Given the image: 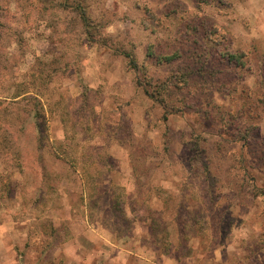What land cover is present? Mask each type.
<instances>
[{
  "label": "rangeland",
  "instance_id": "obj_1",
  "mask_svg": "<svg viewBox=\"0 0 264 264\" xmlns=\"http://www.w3.org/2000/svg\"><path fill=\"white\" fill-rule=\"evenodd\" d=\"M220 3L198 9L194 0H0V264H65L71 250L57 244L70 219L82 228L86 219L113 240L125 237L146 211L162 209L153 196L161 188L172 192L171 213L185 190L189 212L200 213L186 226L192 260L208 264L216 251L219 264H264V119L253 122L247 141V117H230L225 131L213 120L222 107L235 110L239 94L248 100L246 94L263 92L264 0ZM146 8L161 18L171 12L157 33L144 28ZM192 12L222 29L221 46L199 36L202 47L188 41V25L204 32ZM216 48L245 52L249 61L226 69L239 77L226 88L210 83L194 96L184 90L192 105L213 111L210 119L173 93L166 106L175 111L164 121V107L140 84L145 70H132L125 57L132 53L158 79L171 77L179 63L159 69L151 52L181 49L180 64H188ZM33 108L40 109L37 124L28 120ZM210 183L216 203L205 207ZM214 218L212 228L221 220L226 231L206 241ZM55 223L65 232L55 236ZM170 230L178 256V235Z\"/></svg>",
  "mask_w": 264,
  "mask_h": 264
},
{
  "label": "trees",
  "instance_id": "obj_2",
  "mask_svg": "<svg viewBox=\"0 0 264 264\" xmlns=\"http://www.w3.org/2000/svg\"><path fill=\"white\" fill-rule=\"evenodd\" d=\"M194 1L195 4L197 3L196 6L198 9L200 5L207 3L214 4L215 6L217 4L221 5L220 0L219 2H217V0H194ZM184 10H185L184 6L181 7V11ZM144 11H145L144 13L145 17H149V19L147 18L149 22L146 23L145 21L143 24L144 28L149 29L150 27L151 29L150 31H152V33H157V31L163 26L164 21L171 14V12H165L164 18L163 17L161 18V15L152 14L148 8L144 9ZM196 15L198 22L202 26L204 32L199 33L200 30H197L195 32L193 29H191V26L188 25L187 34H186L188 41L191 42L194 47H199V46L202 47L204 43L201 40L205 41L206 39L207 40L212 39L213 44L221 46L222 37L224 38L225 36V33L221 32L222 29L218 25L214 24L213 22L211 23L208 19L204 18L205 15L207 14L203 16L200 15V13L195 14L194 12H192L190 16H196ZM182 19H184V17H182ZM83 21L85 25H88V23H86V19L84 15H83ZM205 30L206 31L208 30L207 33L205 32ZM198 36L201 37V40L198 38ZM189 54L190 56H192L195 55V52L193 54L189 52ZM201 55H203V57L204 56L206 57L202 59V58H197V56L195 55V58L191 60L188 64L186 63L187 64L186 65V64H180L181 60L184 58V52L181 49L175 51L173 54H169V55L163 54L159 56H157L154 52H151L149 57L154 58L155 61H153L154 62L153 65H155V67L159 69L163 68L164 66L166 67L167 65H174V63H179L175 66V68L171 69L170 72L171 73L174 72L171 77L165 75L163 78L160 77L156 79L154 77H148V73H149L148 71L150 67L145 65L140 66L132 53L125 52V57L128 60L129 68L137 72L141 70L142 71L145 70V72H141V77H143V79L142 81H140V84L143 86L144 91L148 96L151 95V97L155 99V101H158L164 107V112H165L163 116L164 121H168L169 115L172 114L173 111H175V110H168L166 106L167 105L166 103H169L170 100L173 101L172 98H170V100L168 99L171 96L173 97L172 95L173 93H175V96H177V94L180 93V95L178 96L179 100H176V102L182 101L183 99V101L184 100L186 101L185 103L187 104V107L191 111L193 112L197 111L199 114H202L204 119H206V117L210 119V117H212L211 115H213V111L211 113H208L207 111H203L201 109V106L198 107L197 105L196 106L192 105V103L196 102V100L189 102V97H187V95L184 94L185 93L184 90L188 89L187 94L194 96V91H196L199 86L202 88L204 87L207 88L210 83L213 85H218L219 87L226 88L231 82L239 80V77L238 78L233 77L232 75H230V73L226 71V69H234V68L237 70L244 69L249 61V59L246 58L247 55L245 52H236V53L229 51L224 52V50L220 48L219 49L216 48L211 53L209 52V50H207V52L205 53L202 52ZM208 58L210 59L209 62L206 61ZM182 66L185 67L186 69H191V70L185 72ZM150 88H157L158 89L156 92L157 95L155 94V92H151ZM263 88H264V80H263ZM262 90H263L262 93L261 91H259L256 92V94L253 93L246 94L247 97L249 98L248 100H246L243 96L239 94L238 98H236L233 102V104L235 105V110L222 107L220 108V110L222 112L224 111V113L222 114V112H220L221 114L218 116V118L213 120L219 123L221 125V129L224 131L228 126V121H230V117L236 118L237 115H240L241 118L240 120H242L243 117H247L251 125L253 124V122H255V120L263 121L264 89ZM243 92L244 91H241L242 94ZM238 109H240V111L242 112L241 114L240 112L234 113ZM39 111L40 109L33 108L28 113V120L29 119H30L29 121H32L33 119L37 120L40 116ZM179 111H183V110H179ZM193 121L196 122L197 120L195 119ZM34 124H37V121H35ZM253 126L255 125H252V127L248 129L247 133L244 134L245 136H242V139L244 141H247L251 131L255 128ZM221 135L224 136V133ZM205 167L206 170L204 172L206 173V175L209 174L211 176V172H209V162H207ZM211 186L212 185L210 183L208 186L209 193H211L213 196L206 198L205 207H208L209 201L212 203H216V200L214 202L215 191L213 188H211ZM149 191L151 193L154 190L153 191L149 190ZM261 191L262 192H260V195L264 197V190ZM168 194H172V192H170L165 188H161L157 194L153 195V196L156 195L155 197L159 198L162 201L163 207L159 212L156 211L152 212L150 210L146 211L148 216L145 218V220H143L144 223L147 225V229H148V238L146 239V241L148 242V244H150V246L155 248V250L160 249L163 254L172 255L171 250L173 248L172 246L173 242L171 240L172 232L170 229L173 228L174 229L173 231L177 233L178 235L177 239H179L180 242L178 244L179 253H177L179 258L182 259L183 256H187L191 258V255L188 253L191 252L193 248L191 247L188 248V246L184 245V240L187 238L186 226L189 223L193 225L196 224V221L199 222V218H197V216L200 213L194 211L189 212L188 209L192 205H185V201L192 198L189 190H185L184 192H182V194L178 195L179 203L175 205V207H172L174 208V210L173 213H171L172 209H171V204H169L170 201L169 199L173 198V196H168ZM219 222L220 225L218 226V230H216L215 227L212 228V226H215L214 224L216 223L215 218L210 219L211 226L209 228V232H208L209 236L206 241H210V240L212 241L213 239L215 241L218 239L220 240V237L217 236L218 232H220L221 234L224 233L226 231V226L225 223L222 222L221 220H219ZM211 230L213 231L212 233ZM223 237H224L223 240H226V236L223 235ZM150 238L152 239L151 243H153L154 245L150 243L151 241ZM206 248L207 247L205 246V249Z\"/></svg>",
  "mask_w": 264,
  "mask_h": 264
},
{
  "label": "crops",
  "instance_id": "obj_3",
  "mask_svg": "<svg viewBox=\"0 0 264 264\" xmlns=\"http://www.w3.org/2000/svg\"><path fill=\"white\" fill-rule=\"evenodd\" d=\"M70 220L72 223L68 224L67 222ZM70 220L67 222L64 220L61 223L68 225L67 237H63L64 242L57 244V250L64 249L66 246L67 250H71V257L65 264H201L191 258L181 260L178 256L156 252L146 241L148 229L145 223H136L128 235L113 240L115 234L107 230H100L99 226H91L86 219H83V228L78 224L79 222L73 225L76 220ZM59 225L54 224L55 230H57L55 236L57 233L65 232L59 231ZM69 225H71V229ZM76 225H79L78 232L75 230ZM63 246L65 247L63 248ZM3 247L6 245L3 244ZM215 253L217 256L212 258L208 264L222 262V257L216 251ZM59 255L57 252V256ZM39 256L37 255L36 258L39 259Z\"/></svg>",
  "mask_w": 264,
  "mask_h": 264
}]
</instances>
